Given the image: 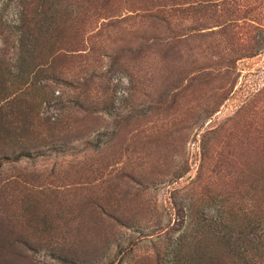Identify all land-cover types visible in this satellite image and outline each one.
Instances as JSON below:
<instances>
[{
    "label": "rangeland",
    "instance_id": "obj_1",
    "mask_svg": "<svg viewBox=\"0 0 264 264\" xmlns=\"http://www.w3.org/2000/svg\"><path fill=\"white\" fill-rule=\"evenodd\" d=\"M39 1V15L24 26V0H0V61L15 75L31 68L36 43L78 7ZM258 1L227 5L224 34L217 21L203 30L173 22V39L162 23L141 53L128 32L138 23L99 20L56 73L46 66L29 77L36 102L44 100L17 121L18 132L0 125V217L9 220L29 190L62 217L66 235L54 249L27 247L31 264H134L156 260L164 247V263L175 264L185 234L206 226L240 234L237 222L227 229L225 198L259 151L240 133L248 123L255 136L264 116V15L259 8L255 23L240 12ZM180 210L186 218L177 225Z\"/></svg>",
    "mask_w": 264,
    "mask_h": 264
},
{
    "label": "trees",
    "instance_id": "obj_2",
    "mask_svg": "<svg viewBox=\"0 0 264 264\" xmlns=\"http://www.w3.org/2000/svg\"><path fill=\"white\" fill-rule=\"evenodd\" d=\"M235 1L77 0L78 7H73L68 17L59 23L58 31L49 33L44 40L36 43L34 52L38 54L34 57L28 71L15 75L11 71L8 72L7 69L4 70L0 61L1 129L3 131L10 130L9 133L13 134L18 132L20 124L17 121L27 117V112L32 115L34 104L38 106L43 104V98L38 99V103L36 102L37 97L33 96L35 89L33 84H30L29 77L35 74L38 78L43 74L39 70L46 66L49 68V72L56 73L55 70L62 66L68 58L64 53L72 51L69 49H77L79 34L83 33L85 36L93 32L95 22L105 19H110L112 22L134 20L138 24L128 28L130 29L128 32L131 37L134 36L136 47L140 48L139 53H141L144 48L148 47L145 36L151 34L158 37V34L155 33L161 32L160 30L165 27L162 23L169 24L165 30L171 34L173 39L177 35L179 36L177 33L179 24L190 21L199 23L201 30L207 28L211 20L217 21L219 25H224L222 26L224 34L227 31V24H225L227 5ZM259 1L250 3L244 7V11L243 9L240 11L244 12L243 19L259 23L256 21L260 20L251 18L252 15L259 12V8L264 15V0ZM39 4V0H24L22 12L24 26L34 22L39 15ZM123 9L127 11L126 16L122 12ZM173 22L177 23L178 28L172 25ZM145 24H148L146 28ZM191 30H195V27L193 26ZM222 65L220 58L216 66L221 67ZM2 70H4L3 73H1ZM211 77H214L213 74ZM28 98H31L33 102H30ZM23 104L25 105L23 106ZM219 107L212 110L215 112ZM250 125L252 126V123ZM244 127L240 130L242 139L249 140L248 148L251 151L257 150L253 149L255 143L254 146L259 151L253 158L257 157V160L256 162L252 161L253 166L240 170V182L237 181V178H231L234 181L229 184L227 198H225L227 199V229L231 228L233 222H237L240 234L236 236V234L233 235L227 231V236L219 235V233L210 230L211 226L200 228L196 234H185L179 239L176 247L175 264H264V116L258 123L259 128L256 129L255 136L250 133L248 123ZM215 130H217L215 133H218V129ZM250 138L256 139V141L252 143ZM230 148L231 146L227 143V149ZM238 149L239 147L236 146L232 152L235 154ZM233 153L228 155L232 157ZM25 154L28 153L25 152ZM233 163L235 167L238 166L235 162ZM233 175L229 174L227 177ZM210 193L208 196H211ZM256 195H258V199L254 197ZM215 196L219 198L225 194L221 192ZM212 199L214 198H210V200ZM43 205L49 207L35 192L28 190V192L25 191L24 196L20 197L18 203L14 204V209L11 211L12 217L9 220L0 217V264H24V262L31 264L26 253L27 247H31V245L43 246L48 243L46 246L54 249V244L57 245L63 238H66L62 217L54 216L51 209L44 211ZM190 216L194 218L193 211ZM185 218V212L180 210L179 224L177 225H181L180 223H183ZM2 226L4 228H1ZM176 231L173 228L170 236L173 237ZM25 232L30 235L26 237ZM166 251L165 247L160 249L157 254L158 258L154 261L149 258H141L134 264H165L162 254Z\"/></svg>",
    "mask_w": 264,
    "mask_h": 264
},
{
    "label": "clouds",
    "instance_id": "obj_3",
    "mask_svg": "<svg viewBox=\"0 0 264 264\" xmlns=\"http://www.w3.org/2000/svg\"><path fill=\"white\" fill-rule=\"evenodd\" d=\"M126 82V81H125Z\"/></svg>",
    "mask_w": 264,
    "mask_h": 264
}]
</instances>
